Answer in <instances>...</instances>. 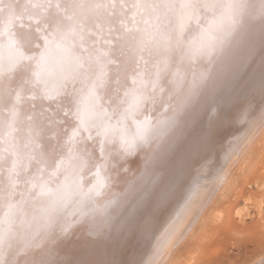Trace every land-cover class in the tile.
<instances>
[{
  "label": "bare ground",
  "instance_id": "obj_1",
  "mask_svg": "<svg viewBox=\"0 0 264 264\" xmlns=\"http://www.w3.org/2000/svg\"><path fill=\"white\" fill-rule=\"evenodd\" d=\"M263 38L264 0H0V264H111L117 223L136 220L146 182L160 189ZM263 125L264 104L224 160L246 158ZM223 170L126 240L127 262L136 247H151L142 264L165 261Z\"/></svg>",
  "mask_w": 264,
  "mask_h": 264
},
{
  "label": "rangeland",
  "instance_id": "obj_2",
  "mask_svg": "<svg viewBox=\"0 0 264 264\" xmlns=\"http://www.w3.org/2000/svg\"><path fill=\"white\" fill-rule=\"evenodd\" d=\"M217 104L220 107L218 116L208 112L205 122L198 125V136L194 138L196 131L188 129L189 134L181 141L178 150L170 155L167 169L158 174L163 176L160 189H157V180L153 176L146 182L145 192L139 197L145 198V202L137 206L141 208L136 220L131 223L122 218L117 223L111 264H142L151 247L145 250L136 247L130 253L128 263L129 252L124 247L127 241L149 239L161 227L164 218L166 220L165 216H169L168 212L184 199V193L186 195L187 188L199 174L203 173V178L210 182L223 169L226 179L210 184L209 198H206L203 212H198L197 223L161 264H259L261 259L264 260V125L259 128L250 147L245 148L246 152H241L240 156L245 152L243 156L246 158L231 164L223 156L227 144L244 135L250 119L264 104V38L231 81L224 84ZM218 119L224 120L226 125L216 138L218 141H207V129ZM207 164L209 167L204 166ZM203 167L204 172L201 171ZM215 209L224 210L218 220H214Z\"/></svg>",
  "mask_w": 264,
  "mask_h": 264
}]
</instances>
